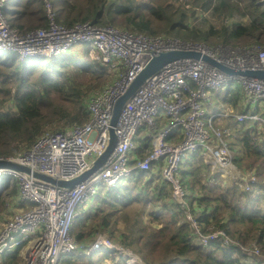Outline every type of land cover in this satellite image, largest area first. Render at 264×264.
Instances as JSON below:
<instances>
[{
    "label": "built area",
    "instance_id": "obj_1",
    "mask_svg": "<svg viewBox=\"0 0 264 264\" xmlns=\"http://www.w3.org/2000/svg\"><path fill=\"white\" fill-rule=\"evenodd\" d=\"M8 1L0 0V52L10 51L21 60L58 58L76 45H88L108 73V81L84 100L87 113L84 121L73 122L65 128H45L29 147L6 158L57 180L68 181L80 175L104 151L117 97L154 55L191 50L232 69H264V45L257 42L243 46L207 45L165 34L121 29L113 24L85 21L65 26L56 21L51 0H43L46 25L21 31L3 14ZM232 80L234 83L229 84ZM228 87L240 95L238 104L242 111L235 112L232 106L223 112L216 110L211 93ZM205 103L215 110L208 113ZM227 117L253 122L264 131V79L228 74L208 61L193 57L165 64L126 100L114 127L117 141L112 153L86 179L72 187H62L30 174L0 168V175L17 180V195L6 202V206L14 205L17 210L0 222V256L26 244L24 264H62L79 247L71 233L79 209L86 208L102 184L115 186L133 171H149L148 179L159 177L169 183L195 233L201 234L185 200L187 191L178 178L179 166L184 157L202 148L203 160L212 171L236 167L224 137L226 131L214 125L216 118ZM163 118L168 123L159 126L158 121ZM177 132L181 139L170 141L169 137ZM138 149L143 151L142 157H138ZM239 181L249 190L254 176L249 171H240ZM213 236L236 244L246 257H260L256 242L246 245L234 241L222 229L208 235ZM202 238L206 241V236ZM102 246L116 249L100 233L88 251Z\"/></svg>",
    "mask_w": 264,
    "mask_h": 264
},
{
    "label": "trees",
    "instance_id": "obj_2",
    "mask_svg": "<svg viewBox=\"0 0 264 264\" xmlns=\"http://www.w3.org/2000/svg\"><path fill=\"white\" fill-rule=\"evenodd\" d=\"M13 1L9 0L3 8V14L12 26L26 31L46 25L43 0H15V4ZM50 2L56 21L65 26L90 21L99 25L117 24L120 28L146 34H163L166 31L165 35L191 41H220L231 45L257 42L264 45V0H203L204 9H211L232 21H222L220 26L208 25L204 29L185 25V14L181 11L176 19L167 15L162 21L163 5L160 3L149 6V10L158 17L155 23L147 17L137 18L141 7L136 0ZM10 5L18 6L17 10ZM148 5L143 6L148 8ZM240 19H245V22ZM154 23L161 29L154 28ZM180 26L182 30L178 29ZM43 60L38 57L21 60L15 53L7 55L0 52V156L10 155L17 147L4 148L14 143L1 137L4 131L20 139L24 150L45 129L44 124L51 123L57 116L65 119L64 124L84 121L87 117L85 98L107 80V71L97 60L70 59L66 55ZM69 73L76 75L72 77ZM84 73L102 85L96 88L98 85H88L77 79ZM91 89L94 90L88 93ZM231 95L230 98H215L218 111L238 104L240 95L236 92ZM53 97L70 102L71 110L54 102ZM8 101L13 102V113L4 109ZM215 122L218 128L226 131L225 138L234 151L235 166L254 176L251 189H245L241 185L243 181L222 184L221 176L213 174L210 165L204 162L202 148L184 157L178 178L187 191L185 200L190 206V214L199 225L201 234H196L185 208L175 200L171 185L159 177L148 179L149 171H133L124 182L103 188L106 195L100 199L101 206L96 212L76 219L71 233L84 250L66 256L62 264H105L104 260L127 264L126 256L119 249L102 246L88 251L100 233H107L113 243L137 256L139 262L134 264H243L241 258L246 254L239 246L223 242L220 236L208 237L217 229L224 230L242 244L256 241L263 246L264 131L259 133L260 139H253L251 132L256 129L247 127L248 124L238 123L229 117L216 118ZM179 139L178 133L169 138L173 142ZM137 154L140 157L144 155L140 149ZM16 195L17 180L0 178V211L6 200ZM81 212L83 209H79L78 216L82 215ZM144 216L149 218V224L143 222ZM119 221L122 222L120 228ZM202 236H206V241ZM85 240L88 243L84 245ZM20 247L6 258L19 257Z\"/></svg>",
    "mask_w": 264,
    "mask_h": 264
},
{
    "label": "rangeland",
    "instance_id": "obj_3",
    "mask_svg": "<svg viewBox=\"0 0 264 264\" xmlns=\"http://www.w3.org/2000/svg\"><path fill=\"white\" fill-rule=\"evenodd\" d=\"M202 1L203 0H198V1H196V0H136V3L141 7V10L139 11V14H137V18L139 20H141V18L144 19V17H147V18H150L155 23H157L158 20H156V19L158 17L149 10V6L150 5H154L155 6V5L160 3V4L163 5V9H162L163 12L160 15V18H161L162 21L165 19V17L167 15H169V17H173V18L176 19L179 16V12L181 11V12H183L185 14L183 22H185V25H187L189 27L194 26V27H198V28L204 29L208 25L220 26L222 21H227L229 23L232 22L231 20L224 19V18H226L225 16L222 17V16H219V15L215 14L211 9H204L202 7V4H203ZM13 3L15 4V1H13ZM144 4H149L148 8H144V6H143ZM10 6L12 8H14L15 10H17V8H18V6H14V5H10ZM116 20L120 21L119 17H116ZM233 21H237V20L233 19ZM240 21L242 23H244L245 19H240ZM155 23H154V25H155ZM113 25L118 27V28H120L117 24H113ZM154 28H157L159 30L161 29L160 26H158V25H155ZM121 29H123V28H121ZM178 29L182 30L183 27L180 26V28H178ZM164 32L166 33V31H164ZM164 32H163V34H164ZM195 42H201V43H204V44H207V45L208 44H210V45L222 44V42H220V41L206 42V41H203V40H199V41H195ZM243 45H247V44H237L235 46H243ZM4 53L7 54V55L12 54V52H10V51H6ZM64 55L68 56L70 59L77 58L79 60H86V61L95 60L96 61V58H95L96 52L94 50L90 49L88 47V45L87 46H84V45L77 46L76 45V46L72 47L71 50H68L66 53H64ZM48 59H50V57H45L43 61H47ZM68 75L74 77L76 74L75 73H69ZM85 75H86V73H84L83 76L77 77V79H80L81 82H85L88 85H90V84L93 85V86H97L98 85L96 88H98V87H100L102 85V83L99 80L90 79L88 76L86 77ZM105 75L107 76V80H105V82H106L109 79L108 78V73H106ZM232 83H234V80H232L229 84H232ZM96 88H94V89H96ZM94 89L88 90L87 92L88 93L92 92ZM227 89L229 91L228 90H217V91H213V93H211L212 94L211 98H212L213 102L216 105V110H219V107L216 104L217 101L215 100V98H230L232 96L231 94L235 93V91H230L232 89L231 87H228ZM53 98H55L54 102H56L59 105L62 104L64 108H69V109L71 108V106H70L71 103L70 102H68V101L65 102L63 100H58L59 98H56V97H53ZM204 106H206V108L208 110V113H211L213 110H215V108L213 109L212 106H210V105H208L206 103L204 104ZM241 107H242L241 105L237 104L233 108L235 109V112H239V111H242ZM4 109L5 110H9L11 113H13L15 111L13 102L12 101H8V103L5 105ZM225 110H226V107L223 109V111H225ZM47 111L48 110H45V112H47ZM80 116H81V114H80ZM82 118L83 117L81 116V119ZM56 119H59V120L56 121ZM231 119L235 120V118H231ZM64 122H65V119H60L57 116L56 118H54L51 121V123H45L44 125H46V127L45 126L44 127L47 128V129H50V128H65L68 125H70V124H64ZM238 123H245L246 125L248 124L247 127L255 128L256 131H252L251 132V136H252L253 139H260L259 133L262 130L260 129V127L258 125L254 124L253 122L245 121V120L238 121ZM214 125L217 126V122H214ZM1 137L6 139L7 141H13L14 142L12 144H7L4 148H9L10 149V148H12L15 145H17V147L15 149L13 148V150H12L10 155H8L6 157H0V158L6 159L8 157H11V156L15 155L19 151L23 150L22 148H24L23 147L24 143H21L20 139L14 138L13 134L4 131L2 133ZM224 137H225V134H224ZM230 137L232 138V135H230ZM1 150H2V148H0V151ZM232 153H234V151H232ZM138 157H140V156H138ZM235 168L234 169H228L227 168V169H224L225 171H221V170H219V168H216V170H214L212 172L215 175L219 174L221 176V178L223 179L222 180V184H225L226 182H231V184H236L239 181V179H240V171L241 170L239 168H237V167H235ZM245 171H247V170H245ZM245 173L248 175V172H245ZM0 178L1 179L2 178H7V176L0 175ZM104 187H105V185L102 184V187H100V190H99L100 193L98 191L96 197H94V199L86 206V208L83 209V212L80 213V215L81 214L82 215L79 216V217H83V215H85L87 213H94V212L97 211V208L101 206L100 205V199L106 195V191L103 190ZM6 202H7V200H6ZM16 210H17L16 206L12 205L11 207H8V206H6V203H5L3 209L0 211V222H2L4 219L9 217V215L12 214ZM143 222L146 223V224H149L150 223L149 222V218L147 216H144L143 217ZM94 224H96V222ZM118 225H119L118 228H120V226H122V222L119 221ZM93 227H95V225ZM103 234H105L108 237L107 233H103ZM254 242H256V241H251V242L247 243L246 245H249L250 243L251 244H255ZM86 243H88L87 240H85L83 242L84 245ZM111 243L116 247V249H119V251L123 252V254L126 256L127 264H134L136 262H139L137 256L132 254L131 251H129L127 249H124V248H121L120 246H118L117 244L113 243L112 241H111ZM78 245H79V247H78V250L75 252V254L78 253V252H83V250H84L83 246L81 244L78 243ZM21 247L22 248L19 250V255H18L19 257H16L15 259L6 258L7 255L10 253V252H7V253H5V254L0 256V264H24V256L26 254L28 246L26 244H24ZM257 247H258V251H259L258 256H260V257H257L256 259L255 258H250V257H245V258L242 257L241 261L242 262H248L250 264L254 263V262L264 264V245L263 246L260 245L261 250H260L258 245H257ZM115 261H118V260H104V263L105 264H114Z\"/></svg>",
    "mask_w": 264,
    "mask_h": 264
},
{
    "label": "water",
    "instance_id": "obj_4",
    "mask_svg": "<svg viewBox=\"0 0 264 264\" xmlns=\"http://www.w3.org/2000/svg\"><path fill=\"white\" fill-rule=\"evenodd\" d=\"M187 57H193V58H198V59L208 61L228 74H240L244 76L264 79V69H232L223 64L216 62L212 58H209L208 56L203 55L197 51L172 50V51L161 52L157 55H154L147 62V64L142 68V70L137 74V76L129 84L127 89L120 96L117 97L113 105V109H112L110 120H109L108 144L106 148L104 149V151L94 160V162L92 163L89 169H87L80 175L76 176L75 178L65 181V180H57V179L51 178L41 173L32 172L29 168L23 165L17 164L11 160L4 159V158H0V168L11 169L17 172H23L26 174H30L33 177H37L51 184H55V185L62 186V187H72L74 184L86 179L89 175H91L99 167H101L106 161V159L112 153L114 146L116 144V141H117L114 127L117 123L118 116L126 100L148 77L154 74L162 66H164L165 64L173 60L180 59V58H187Z\"/></svg>",
    "mask_w": 264,
    "mask_h": 264
},
{
    "label": "crops",
    "instance_id": "obj_5",
    "mask_svg": "<svg viewBox=\"0 0 264 264\" xmlns=\"http://www.w3.org/2000/svg\"><path fill=\"white\" fill-rule=\"evenodd\" d=\"M14 1H15V0H14ZM166 123H168V122H167V120H166L165 118H163V119H159V121H158L159 126H162V125H164V124H166ZM177 133H178V136H179V135H180L179 132H177ZM171 136H172V135H171ZM171 136H170V137H171ZM170 137H169V138H170ZM179 140H180V139H179ZM179 140H178V141H179ZM170 141H172V140H170Z\"/></svg>",
    "mask_w": 264,
    "mask_h": 264
}]
</instances>
